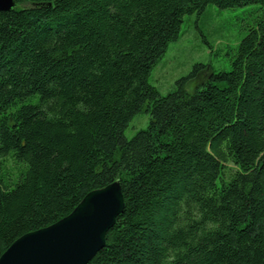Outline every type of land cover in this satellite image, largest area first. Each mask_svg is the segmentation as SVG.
Listing matches in <instances>:
<instances>
[{
  "label": "trees",
  "instance_id": "16d2710c",
  "mask_svg": "<svg viewBox=\"0 0 264 264\" xmlns=\"http://www.w3.org/2000/svg\"><path fill=\"white\" fill-rule=\"evenodd\" d=\"M249 8L228 71L162 96L188 16ZM145 129L125 137L129 123ZM115 181L87 264H264V0H15L0 12V256Z\"/></svg>",
  "mask_w": 264,
  "mask_h": 264
},
{
  "label": "water",
  "instance_id": "95a60500",
  "mask_svg": "<svg viewBox=\"0 0 264 264\" xmlns=\"http://www.w3.org/2000/svg\"><path fill=\"white\" fill-rule=\"evenodd\" d=\"M14 7L15 0H0V12ZM123 208L118 181L93 190L66 217L15 240L0 264H87L104 247Z\"/></svg>",
  "mask_w": 264,
  "mask_h": 264
},
{
  "label": "rangeland",
  "instance_id": "374dc122",
  "mask_svg": "<svg viewBox=\"0 0 264 264\" xmlns=\"http://www.w3.org/2000/svg\"><path fill=\"white\" fill-rule=\"evenodd\" d=\"M249 8L253 7L219 10L209 6L201 16L186 17L179 39L169 44L152 70L150 84L164 96L175 88L178 79L191 73L195 65H203L200 74L187 84L186 89L191 93L210 72L228 71V48L239 44L245 35L244 14ZM148 121V114L136 116L126 128L125 137L129 139L145 129Z\"/></svg>",
  "mask_w": 264,
  "mask_h": 264
}]
</instances>
